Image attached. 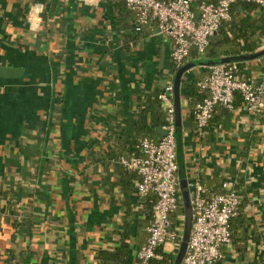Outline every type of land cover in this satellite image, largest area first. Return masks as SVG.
I'll list each match as a JSON object with an SVG mask.
<instances>
[{"label":"crops","instance_id":"0c3cea01","mask_svg":"<svg viewBox=\"0 0 264 264\" xmlns=\"http://www.w3.org/2000/svg\"><path fill=\"white\" fill-rule=\"evenodd\" d=\"M59 1L48 22L50 0H0V66L22 69L0 77V264L26 255L29 264H100L124 228L127 264L135 259L147 236L145 199L119 159L143 137L136 112L176 79L177 176L195 171L214 191L232 183L247 239L223 246L219 264H264V117L255 121L241 103L217 106L199 134L184 88L205 73L198 60L175 65L172 42L150 24L135 33L132 13L114 0ZM261 68L260 58L247 59L243 75ZM147 127L151 138L164 134Z\"/></svg>","mask_w":264,"mask_h":264},{"label":"built area","instance_id":"2783aa9c","mask_svg":"<svg viewBox=\"0 0 264 264\" xmlns=\"http://www.w3.org/2000/svg\"><path fill=\"white\" fill-rule=\"evenodd\" d=\"M118 1L135 13V33H140L144 25L154 23L156 34L172 42L170 57L175 65H181L191 52L196 53L195 60H201L209 38L221 22L232 18V7L236 2L253 4L264 11V0H200L195 9L191 0ZM259 58L262 68L257 77L243 75L247 60L202 64L205 73L195 83L203 97L193 110L199 134H205L217 106L231 110L237 97L255 121L264 117V54L255 57ZM156 97L165 113L163 136L157 140L148 135L141 137L137 146L140 155L119 159L124 168L139 178L136 196L145 199L152 194L156 198L146 228L147 239L129 264H149L152 258L158 257L156 250L160 245H178L184 226V215L175 216L181 196L177 176L173 82H168ZM186 184L192 224L180 264H215L222 257V247L231 243L230 220L238 213L239 195L229 188L230 181L223 182L220 191L210 189L195 171L189 173Z\"/></svg>","mask_w":264,"mask_h":264},{"label":"trees","instance_id":"16d2710c","mask_svg":"<svg viewBox=\"0 0 264 264\" xmlns=\"http://www.w3.org/2000/svg\"><path fill=\"white\" fill-rule=\"evenodd\" d=\"M208 1L217 2L218 0ZM114 2L121 6L124 10H128L123 2L118 0H114ZM199 2L200 0H191L192 8L195 9ZM61 9L62 4L59 0H50L48 12L47 14H44V18H46V20L48 21L49 18L54 15H56L54 17H57L59 14H61ZM128 11L132 13L133 17L135 18V13L130 10ZM232 12V18L229 21L221 22L217 31L209 38L208 44L204 50V59H201L204 62L220 63L228 61L234 56L242 55L243 53H253L257 50L258 45L256 43V40L259 37L261 31L264 30V11L257 8V6L253 4L236 2L232 7ZM58 18L62 17L59 16ZM148 24H150L153 28L155 27L154 23ZM148 24L144 25L141 32L138 34L148 32V30L146 29ZM258 50H264V43L261 47L258 48ZM189 58H196V53L191 52ZM189 64L191 65V63H188L187 65ZM184 88L187 92V97H189L190 99V103H192L191 116L193 118V110L195 104L202 99L203 95L199 93L195 81L186 84ZM156 95L150 98L146 105L142 106V108H140L136 112L134 128L136 133L138 131L141 132V136H146L151 133L150 128L147 127L148 123H154L157 126H162L165 123V113L162 108V104L157 99ZM240 102V99L237 97L234 107L237 106ZM139 139L140 138H136L129 144L127 155L124 156L131 157L140 155L139 149L137 147ZM138 181L139 178H137V181L135 183V190ZM144 201V210L147 213V217L141 222V225L143 226L148 225L149 223L152 214V207L156 202V198L154 195L150 194L145 198ZM243 210V204L242 202H240L237 215L230 220L231 242L237 245L238 243H246L247 239L246 236H243L242 230L240 229L245 217ZM176 215H184L181 198L179 199V205L175 216ZM145 241L140 244L139 248L145 243ZM131 243L133 242L129 235V231L127 230V228H124L121 232L120 244L114 250H104L99 254L101 262L100 264H127L129 258L128 252ZM156 254L158 255V257L152 258L149 261V264H173V261L177 254V248L164 243L157 248ZM28 260L29 258L26 255L22 259V264H29ZM219 262L220 259L215 264H219Z\"/></svg>","mask_w":264,"mask_h":264},{"label":"water","instance_id":"95a60500","mask_svg":"<svg viewBox=\"0 0 264 264\" xmlns=\"http://www.w3.org/2000/svg\"><path fill=\"white\" fill-rule=\"evenodd\" d=\"M264 54V50L258 51L253 54H245V55H238L234 56L228 61L224 62H233V61H243L255 57L262 56ZM201 64L210 65V64H216L215 62H204L203 60H198ZM223 63V62H220ZM22 72V69L16 68V67H9V66H0V77H17ZM179 95H178V80L174 82V107H175V118H178L179 115ZM179 191L181 196V202L184 210V226H183V232L181 237V243L178 248L177 254L175 256L173 264H180L185 251L187 242L189 239L191 224H192V210H191V203H190V195L189 190L187 188L186 184V178H180L179 179Z\"/></svg>","mask_w":264,"mask_h":264},{"label":"rangeland","instance_id":"374dc122","mask_svg":"<svg viewBox=\"0 0 264 264\" xmlns=\"http://www.w3.org/2000/svg\"><path fill=\"white\" fill-rule=\"evenodd\" d=\"M182 203V202H181Z\"/></svg>","mask_w":264,"mask_h":264}]
</instances>
